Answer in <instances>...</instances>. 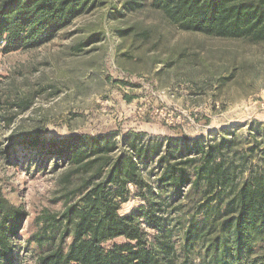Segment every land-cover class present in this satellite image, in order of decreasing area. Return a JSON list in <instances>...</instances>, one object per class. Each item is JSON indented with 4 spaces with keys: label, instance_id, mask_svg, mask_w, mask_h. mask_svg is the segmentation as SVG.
Here are the masks:
<instances>
[{
    "label": "rangeland",
    "instance_id": "rangeland-1",
    "mask_svg": "<svg viewBox=\"0 0 264 264\" xmlns=\"http://www.w3.org/2000/svg\"><path fill=\"white\" fill-rule=\"evenodd\" d=\"M150 1L95 0L39 47L0 52V116L11 119L0 124V193L27 214L14 264H35L34 238L46 216L63 210L67 167L56 166L51 150L71 137L146 145L181 139L200 152L222 140L223 158H237V180L264 173V42L181 31ZM148 161L147 179L155 184ZM161 195L151 199L164 218L159 240L177 251L174 208L183 197ZM145 206L131 187L119 213ZM142 228L149 236L159 231L145 222Z\"/></svg>",
    "mask_w": 264,
    "mask_h": 264
},
{
    "label": "trees",
    "instance_id": "trees-1",
    "mask_svg": "<svg viewBox=\"0 0 264 264\" xmlns=\"http://www.w3.org/2000/svg\"><path fill=\"white\" fill-rule=\"evenodd\" d=\"M94 2L0 0V52L39 47L90 12ZM150 6L184 32L264 42V0H151ZM0 124L8 127L11 119L0 116ZM58 145L51 153L56 166L67 167L64 207L56 218L45 217L43 233L34 238L35 264H264V173L237 180V158H223L222 140L205 145L204 152L181 139L146 145L71 137ZM149 158L157 170L155 184L147 179ZM73 180L78 184L71 187ZM131 187L148 206L122 216L120 205ZM168 191L169 201L183 197L174 208L177 251L160 242L164 218L151 200ZM26 218L0 193V264H14L15 241ZM143 222L159 231L149 236Z\"/></svg>",
    "mask_w": 264,
    "mask_h": 264
}]
</instances>
